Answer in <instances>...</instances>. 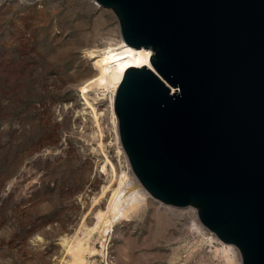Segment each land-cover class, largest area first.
I'll return each instance as SVG.
<instances>
[{"label": "rangeland", "instance_id": "obj_1", "mask_svg": "<svg viewBox=\"0 0 264 264\" xmlns=\"http://www.w3.org/2000/svg\"><path fill=\"white\" fill-rule=\"evenodd\" d=\"M119 20L94 0H0V264H68L61 241L94 217L86 199L99 194L107 175L78 84L95 71L84 50L118 35ZM92 95L109 156L126 169L131 164L125 150L117 153L104 95ZM223 243L196 206L151 195L126 223L94 238L97 250L87 262L225 264Z\"/></svg>", "mask_w": 264, "mask_h": 264}, {"label": "water", "instance_id": "obj_2", "mask_svg": "<svg viewBox=\"0 0 264 264\" xmlns=\"http://www.w3.org/2000/svg\"><path fill=\"white\" fill-rule=\"evenodd\" d=\"M96 1L129 45L153 50L114 102L135 175L196 206L242 264H264V0Z\"/></svg>", "mask_w": 264, "mask_h": 264}, {"label": "bare ground", "instance_id": "obj_3", "mask_svg": "<svg viewBox=\"0 0 264 264\" xmlns=\"http://www.w3.org/2000/svg\"><path fill=\"white\" fill-rule=\"evenodd\" d=\"M94 1L98 6H102L96 0ZM118 28V35H113L112 39L102 47L91 48L89 46L84 50L86 58L95 60V62L93 60L95 71L92 77L78 84V87H80L85 99V110L88 111L93 123L96 124L97 129L94 132V138L97 141L98 149L103 154L104 163L101 165V170L104 174L106 173L107 180L99 194L90 201L86 199L91 206V214L94 216L92 221L84 217L73 237L70 240L63 239L61 241L70 256L68 264H88L87 255L97 250L93 244L94 238H104L114 227L123 222L126 223L148 203L151 196L133 173L129 164L126 169H117L112 162L107 151V145L103 140L101 113L95 104L99 98L92 95V91L97 96L98 93L104 95L101 100L106 103L105 118L119 155L124 152V148L120 140L118 118L114 110L116 92L128 67L150 65L153 50L129 45L123 37L119 22ZM101 201L104 202L101 204ZM192 226L197 231L201 230V226L196 220L193 221ZM105 244L103 242V245ZM222 245L220 250L226 259L225 264H242L234 245L228 243Z\"/></svg>", "mask_w": 264, "mask_h": 264}]
</instances>
